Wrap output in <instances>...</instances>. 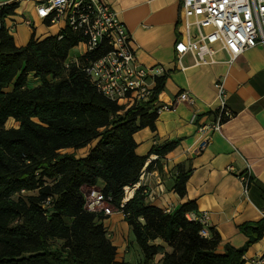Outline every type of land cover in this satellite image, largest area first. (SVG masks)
Segmentation results:
<instances>
[{"label":"trees","instance_id":"trees-1","mask_svg":"<svg viewBox=\"0 0 264 264\" xmlns=\"http://www.w3.org/2000/svg\"><path fill=\"white\" fill-rule=\"evenodd\" d=\"M17 6H0V264H132L117 260L105 213L87 207L84 185L98 186L124 213L144 264H244L247 247L264 234V218L240 226L248 236L244 246L218 252V232L209 227L210 235H201L203 225L186 216L197 211L193 201L165 211L141 185L122 205L124 186L138 182L150 155L136 152L134 133L156 129L165 75L156 77L148 100L127 108L103 95L83 70L109 47L71 60L70 49L84 37L69 26L18 46L5 24ZM176 144L151 152L164 155ZM179 171L173 187L184 196L188 172Z\"/></svg>","mask_w":264,"mask_h":264},{"label":"crops","instance_id":"crops-1","mask_svg":"<svg viewBox=\"0 0 264 264\" xmlns=\"http://www.w3.org/2000/svg\"><path fill=\"white\" fill-rule=\"evenodd\" d=\"M8 1L18 3L15 13L5 18L18 46L26 45L33 34L36 39H43L66 27L61 19L48 22L49 17L38 15L36 5L42 0ZM104 1L118 13L131 35L138 61L164 68L165 84L158 95V105L170 107L158 112L155 130L144 127L134 133L136 152L150 154L138 186L146 188L150 203L165 211L195 202L197 211L208 213V226L220 236L218 252H223L226 245L244 246L248 236L240 226L254 225L264 218V45L258 43L230 61L229 53L215 44L216 51L209 63L197 64L192 53L184 54L180 63L175 44L187 37L181 0ZM190 33L192 38L196 37L195 25L190 27ZM84 52L80 42L70 49L69 58L76 60ZM218 81L224 85L232 116L224 120L220 130L209 128L201 136L199 126L217 117ZM184 91L194 97L193 103L178 100ZM203 139L207 144L199 149ZM171 141L177 144L166 154L151 152L154 146ZM90 146L78 149L77 156L86 155ZM180 167L188 172L184 196L173 187ZM247 173L250 178L246 186L240 176ZM89 188L99 191L98 186L84 185L86 195ZM105 216L108 235L117 246V260L144 264L124 213L114 210ZM263 252L264 234L247 247L243 259ZM161 256L156 255L155 261Z\"/></svg>","mask_w":264,"mask_h":264},{"label":"built area","instance_id":"built-area-1","mask_svg":"<svg viewBox=\"0 0 264 264\" xmlns=\"http://www.w3.org/2000/svg\"><path fill=\"white\" fill-rule=\"evenodd\" d=\"M4 0L0 5L7 4ZM37 13L52 22L63 20L66 26L80 32L85 52H93L104 45L109 49L95 60L83 66V70L97 89L112 101L130 107L139 101L148 100L154 92L156 77L164 73L162 66H145L138 61L132 46V37L113 7L104 0H42L36 5ZM182 19L187 30L186 39L175 44L177 58L192 53L197 64L209 63L216 51L215 44L235 60L244 50L261 43L264 45V0H181ZM195 25L196 37L192 38L190 27ZM1 26V18H0ZM220 101L217 117L213 122L202 124L198 130L204 135L209 128L220 130L224 120L232 116L226 104V90L221 81L216 82ZM178 100L193 103L189 92H181ZM170 105H158V112ZM207 140L203 139L199 149ZM158 157V155H154ZM247 186L249 173L241 175ZM138 186H124L122 205L130 199V192ZM87 207L114 212L99 191L88 193ZM169 211V210H168ZM189 220L203 225L201 235L209 236L207 212L191 211ZM244 264H264V252L244 260Z\"/></svg>","mask_w":264,"mask_h":264},{"label":"rangeland","instance_id":"rangeland-1","mask_svg":"<svg viewBox=\"0 0 264 264\" xmlns=\"http://www.w3.org/2000/svg\"><path fill=\"white\" fill-rule=\"evenodd\" d=\"M76 60H77V59H76ZM32 80H33V78H31V82H32ZM87 190H88V191H87L88 193H92V192H94V191H96V192L98 191L97 189H93V188H92V189L89 188V189H87ZM107 205H109V204L107 203ZM166 246H167L168 250H171L170 246H168V245H166Z\"/></svg>","mask_w":264,"mask_h":264}]
</instances>
